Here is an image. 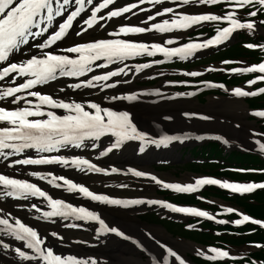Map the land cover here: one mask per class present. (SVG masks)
Returning <instances> with one entry per match:
<instances>
[{
    "label": "snow or ice",
    "instance_id": "obj_1",
    "mask_svg": "<svg viewBox=\"0 0 264 264\" xmlns=\"http://www.w3.org/2000/svg\"><path fill=\"white\" fill-rule=\"evenodd\" d=\"M170 2L173 6H163L164 0H135L123 6H118L117 0H0V102L8 101L7 105L0 106V157H3L8 167L60 165L86 173L109 175L123 172L133 177L150 178L162 188L172 189L178 193H190L204 185H218L220 188L238 194L264 190V182H229L211 177H196L194 183H168L158 179L156 175L136 168L120 169L112 166L105 168L84 156L59 154L61 150L70 148L97 149L96 141L105 136L111 139L109 145L99 151L100 157L114 149H119L125 141H140L139 150L143 152L147 145H167L182 137L167 134L153 137L137 127L128 111L105 107L94 100L62 99L42 91L41 86L60 77H84L68 84L67 87L72 89L95 88L101 91L115 90L119 84L128 83L126 79L121 78L128 76L133 70L139 73L142 69L149 68L150 64L161 63L160 60H152L150 63H136L130 66L125 61L142 56L153 57L157 53L162 54L165 60L173 56L185 59L197 51L221 45L228 41L237 30H246L249 34H253L260 30V25H264V19H254L260 12H264V0H223L228 10L221 14L212 12L188 14L183 10L176 11L181 5L190 3L215 5L221 0H170ZM145 3L160 7L153 8L151 14H147L149 9L140 7ZM246 8L252 9L246 13L247 19L238 15V10L243 12ZM133 10L146 14L142 22L144 26L124 23L108 32L105 38H91L82 42L73 41L63 48L55 47L58 42L67 38L76 23L79 24V29L75 31V36H86L94 27L105 29V24L113 18L126 19L125 14L136 15V11ZM165 16L168 18H164ZM156 18L161 19L157 21ZM219 21L226 22V26L217 28L210 38L180 43L175 47L168 45H172L179 37H170L163 43L131 38L145 33H172L174 30L189 29L202 25L204 22ZM244 47L264 49V43H246ZM33 49L37 51L33 52ZM22 51L25 58L13 59ZM221 63L228 64L230 61L225 60ZM109 65L114 66L112 70L108 69ZM94 69L101 71L99 74L86 75L92 73ZM206 70L215 69L210 65ZM229 71L232 73L258 71L260 75H255L253 79L246 81L247 85L264 81V61L246 67L232 68ZM186 75L197 76L199 73L189 71ZM165 83L183 84L186 81H165ZM205 83L222 88L235 97L264 94V87L253 91L245 90L243 87L228 89L223 84ZM58 91L63 92L64 89L60 88ZM154 94L159 95V89L155 90ZM141 95L140 91H129L111 96L105 95L104 99L133 102L140 100ZM176 95L183 96L185 93L178 92ZM187 95L191 96L193 93L188 92ZM56 110H62V114H58ZM252 114L264 118V110H253ZM183 115L198 117L202 120L211 119L210 116L195 112H185ZM165 119H171V117H165ZM196 138L203 139L202 136ZM214 138L223 139L218 135ZM224 143L227 141L225 140ZM255 144L259 153L264 155V142L256 140ZM27 150L34 151L35 155L27 154ZM11 157L22 158L9 159ZM16 171L20 172V169ZM236 171L264 174V168L237 169ZM27 175L95 204L124 208L142 204L160 205L175 213L206 217L209 220L215 219L208 211L197 207L178 206L159 199L122 198L96 192L83 183L75 182L64 175H55L51 171H28ZM118 187L127 188L128 185L120 184ZM7 198L15 201H31L33 198L40 200L44 208L36 203L17 204V207L35 210L39 213L35 218L39 220L54 222L53 218H59L62 221H71L65 227L72 228L83 226V224L75 223L76 221L95 222L98 225L95 228L98 237L115 234L117 237L131 241L140 251L148 254V264H187L181 254L150 233L146 235L158 246L154 251L149 250L141 241L127 235L118 226H110L97 211L84 205H74L63 198L54 197L29 179L0 172V201ZM224 211L237 213L240 218L232 221L219 220L218 223L230 222L242 225L245 222H251L264 229V220L238 213V210L233 207H226ZM0 226H2L0 233L21 243L22 246L15 247L14 252L22 262H28V264H101V260L94 256L55 251V244H48L47 237L39 233L36 227L30 226L2 208H0ZM48 235L60 244L64 243L65 238L56 231ZM0 246L5 250L10 248V244L2 239H0ZM253 246L264 247L259 243H253ZM195 254L204 256L210 261L233 258L230 256V250L219 247H210L207 252L197 248ZM252 264H257V262L253 261Z\"/></svg>",
    "mask_w": 264,
    "mask_h": 264
},
{
    "label": "bare ground",
    "instance_id": "obj_2",
    "mask_svg": "<svg viewBox=\"0 0 264 264\" xmlns=\"http://www.w3.org/2000/svg\"><path fill=\"white\" fill-rule=\"evenodd\" d=\"M170 37H179V36H172L170 35V33H167L164 36H161L158 39V41L162 40L164 42ZM21 55H24V53L22 52ZM134 89L136 90L137 87L133 85H129L126 87V92L134 91ZM113 92L114 91H109L107 93H113ZM122 92L125 93L124 90ZM116 94H120V93H116ZM104 96H105L104 94L101 95L100 99L106 101L104 99ZM160 97L163 98L164 95ZM225 102H226L225 98L219 100L215 98H210V100L204 105H200L197 102H192L190 104L192 107H196V108L200 107L203 110L211 112L214 115V120L213 122H209V123H207L206 121H200L196 119H193L190 122H186V120L181 115L183 109H181V107H179V105L177 104L172 105L173 103H168L165 101L161 102L160 104H152L143 100V103L131 106L130 108L134 111L135 114L134 113L133 114L136 117L131 119L133 121L137 119L139 123L144 127L153 128L155 123L167 122L165 117L171 116L170 123H165L166 125L172 127L171 131L184 132L186 130H191V131L205 132L208 130H222L234 139L247 142L248 136L250 135L249 128L251 127V124L246 120L244 115H237L238 110H243V112H247L246 106L238 105L227 109V107L224 106ZM221 117H226V119L230 121L221 122L222 119ZM234 122H240L241 128L235 127ZM167 128L170 130L169 127ZM153 155L155 157H160V158L162 157L164 158L168 156L175 157L172 151L169 150L164 153L153 152ZM151 158H152L151 155L149 157H145L144 159L136 158L133 154L132 148L128 147L118 157H116L113 160V162L118 164H127L128 162L136 160L144 165H148V163H150ZM118 180L119 177H117L115 181ZM124 183L130 186L133 184H139L140 182L133 178L125 177ZM103 210L105 211V215L107 216V218L110 220L111 223H120L129 232H133L139 237L144 236L143 235V232L145 230L143 228L144 226L142 223L138 221L136 217L126 216L124 214L118 213L117 211L110 210L108 208H104ZM151 229L154 232L155 238L158 237H161L163 239L165 238V240L171 241L173 244L176 245L177 248L183 251L202 248L200 246L197 247L190 241H184V240L179 241L176 239H172L171 236H168L160 226H153ZM146 241L149 245L147 246L149 250L154 251L158 247L155 246L153 243H151L149 240ZM202 250L207 252V250L205 249ZM89 251H92L94 255H97L100 258L101 264H148L149 262L142 260L141 256L132 247H128L124 249L121 248L119 245L117 246V248L109 245V246H99L98 248H92V249L83 248L81 250L83 254Z\"/></svg>",
    "mask_w": 264,
    "mask_h": 264
},
{
    "label": "rangeland",
    "instance_id": "obj_3",
    "mask_svg": "<svg viewBox=\"0 0 264 264\" xmlns=\"http://www.w3.org/2000/svg\"><path fill=\"white\" fill-rule=\"evenodd\" d=\"M129 1H132V0H122V3L121 4H124V3H126V2H129ZM135 1V0H134ZM143 6H147L146 4H144ZM163 6H166V4H163ZM158 7H160V6H155V8H158ZM139 14H142V13H140V12H138ZM245 37H246V35H245V33H242V34H240V35H238V40H240V39H245ZM233 55H235V53H233ZM237 55H235V56H232V57H236ZM142 77H146L145 75H143ZM141 79H143V78H141ZM206 97V96H205ZM205 97H204V99H205ZM208 97V96H207ZM238 99H236V98H232V99H230V101H227V109H229V108H232L233 106H235V104H241V103H243V104H245L242 100H238ZM203 101H205V100H203ZM206 102H208V100H206L205 101V103ZM189 103V101H185V104H188ZM186 107V109H192L190 106H185ZM209 113V112H208ZM239 126V125H238ZM256 126H258V124H253V127H256ZM236 127H237V125H236ZM256 135V134H255ZM181 153L180 152V150H177L176 151V153ZM113 157L114 156H116V155H112ZM180 157H181V161H180ZM177 160H175V159H173V162H172V164L168 167V168H165V170L164 171H161V172H165V173H170V174H172V175H176L178 178H181L186 172L187 173H190V172H192V171H190V169H188V166H186V165H184V158L182 157V155L180 156ZM151 218V217H150ZM154 218V217H153ZM142 219H149V217H146V216H144V217H142ZM148 222H150V221H148ZM157 223H160V222H157ZM169 229H170V227H169ZM170 235V234H169ZM143 259H144V257H143ZM145 260H146V258H145Z\"/></svg>",
    "mask_w": 264,
    "mask_h": 264
},
{
    "label": "trees",
    "instance_id": "obj_4",
    "mask_svg": "<svg viewBox=\"0 0 264 264\" xmlns=\"http://www.w3.org/2000/svg\"><path fill=\"white\" fill-rule=\"evenodd\" d=\"M254 239H256V240H260V241H263V242H264V236H259V235H257L256 237L248 236V237L244 238V240H254ZM225 240H226V239H225ZM244 240H243V241H244ZM231 241H233L234 243H241V239L231 240Z\"/></svg>",
    "mask_w": 264,
    "mask_h": 264
}]
</instances>
